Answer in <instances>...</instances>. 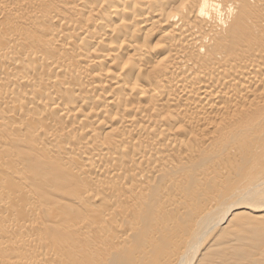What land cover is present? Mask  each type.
<instances>
[{
  "label": "bare ground",
  "instance_id": "6f19581e",
  "mask_svg": "<svg viewBox=\"0 0 264 264\" xmlns=\"http://www.w3.org/2000/svg\"><path fill=\"white\" fill-rule=\"evenodd\" d=\"M41 2L0 0V136L12 132L11 142L27 139L24 147L36 146L32 149L41 151L36 153L41 157H60L64 164L58 158L47 160L62 165L57 167L64 173L76 171L81 191L73 201L85 207L87 215H80L88 217L78 225L67 219L68 227L59 229L70 235L56 229L57 237H43V222L39 225L30 217H36L35 211L23 210L29 218L16 213L22 211L21 201L35 199L33 191L20 189L12 200L0 189V212L9 215L2 218L0 213V239L6 238L0 248L15 254L0 257V264H73L79 248L91 243L92 254L87 250L96 264H225L232 256L231 264H241L235 261L232 238L228 249L234 252L221 248L228 246L227 230L237 218L258 217L255 213L264 211V0H54L58 12L50 7L46 11ZM24 25L35 26L37 33L33 27L34 32H26ZM155 31L162 37L158 48L147 37ZM63 38L69 44L60 43ZM72 39L79 49L71 46ZM98 44L105 46L102 54ZM160 45L166 48L165 56L153 62L150 55L156 51V56ZM81 49L88 52L80 54ZM111 67H117L118 74ZM100 99L102 107L96 106ZM52 115L68 124H52L54 118L43 127ZM29 120L44 125L31 131ZM91 120L110 130L106 137H100ZM222 149H232L233 156L238 149L254 152L245 175L255 178L256 187L247 196L236 193L228 200V189L220 197V191L204 186L228 175V169H202ZM13 150L1 153L0 172L3 163L11 161L16 172L8 170L18 176L29 166ZM54 166L56 182L64 180ZM61 187L60 192H66ZM43 209L53 218L61 214L51 213L49 205ZM49 232L43 230L44 235ZM78 237L86 244L76 242ZM217 240L222 244L215 245ZM251 262L258 263L254 258Z\"/></svg>",
  "mask_w": 264,
  "mask_h": 264
},
{
  "label": "rangeland",
  "instance_id": "374dc122",
  "mask_svg": "<svg viewBox=\"0 0 264 264\" xmlns=\"http://www.w3.org/2000/svg\"><path fill=\"white\" fill-rule=\"evenodd\" d=\"M37 1L39 2V0H34V2L35 3H37ZM41 1H45V0H40V2ZM52 0H49V1H45V2H41L42 3V6L45 4V5H47L46 7H44L43 6V9L44 8H46V11L47 10H49L50 8L52 9V10H55V8H56V11L58 12L60 9V6L58 5V4H56L57 2H54V0L52 1V3H50ZM53 3H54V6H52L53 5ZM40 4V3H39ZM52 4V5H51ZM65 3H63V5H64ZM95 4H96V6H98L97 5V2H95ZM59 6L58 8H57V6ZM50 7V8H49ZM49 8V9H48ZM51 9H50V11H51ZM58 9V10H57ZM102 10H103V8H101ZM101 10V11H102ZM21 12H24V11H21ZM55 12V11H54ZM66 15H68L67 13H66ZM89 14H87V16H88ZM98 16H95V19L97 18ZM25 26V27H24ZM23 26V28H26L25 29V31L27 30L28 31V33H31V31L33 30V29H35L36 30V27L34 26L33 27V25L32 26H27V25H24ZM27 26V27H26ZM31 27H33V29H31ZM31 30V31H30ZM35 30H33V32L35 31ZM26 31V32H27ZM158 32H159V30H157ZM157 31H155V33H153L152 35H154L155 37H153L152 35H150V38H149V36H147L148 37V39H149V41L150 42H152L151 44L153 45V47L154 48H158L157 47V45H159V41H161V40H159L160 39V37H161V32H160V34L159 33H157ZM35 33H37V30L35 31ZM159 34V35H158ZM156 35H158V36H156ZM153 37V39H151L152 37ZM162 38V37H161ZM152 41H151V40ZM62 40V42L60 41V43H63L66 39L65 38H63V39H61ZM73 40V39H72ZM71 40V41H72ZM68 39L66 40V42H64L63 44H69L68 42L70 41H68ZM148 41V43H149V48L151 49V51H152V46H150L151 44H150V42ZM158 41V42H157ZM72 42H74V40L72 41ZM72 42L70 43L71 44V46L73 47V48H75V47H77V49H79V47L78 46H80V45H78V44H76L77 42L75 41L74 42V44L75 45H77V46H73L72 45ZM157 43V44H156ZM100 45V46H99ZM156 46V47H155ZM99 47V48H98ZM104 47V48H103ZM97 48H98V50H97ZM97 48L95 47V49L94 50H97V52H99V54L101 53L102 54V52H104L103 51V49H105V46L102 44H98V46H97ZM100 49H101V52H100ZM164 49H166L165 48V46L164 45H160V48L157 50L158 51V53H156L157 55L156 56H154V53L156 52H154L153 54L151 53V55H150V57H151V59H152V61L154 62V61H156V60H159V59H161V58H163L164 56H165V54L164 53H162V50L164 51ZM82 50V49H81ZM81 50H80V54H84V53H87L88 51H86V50H82V52H81ZM153 50H155V49H153ZM85 51V52H84ZM84 52V53H83ZM96 52V51H95ZM94 52V53H95ZM95 53V54H97V55H95L94 53V55L95 56H98L99 54L98 53ZM125 52H128V51H125ZM130 52V51H129ZM165 52V51H164ZM160 53H161V55H160ZM164 54V55H163ZM85 55V54H84ZM157 57V58H156ZM158 57H159V59H158ZM84 59L86 58V57H83ZM88 58V57H87ZM155 58V59H154ZM92 60V58H90L89 57V60ZM85 60H87V61H89L88 59H85ZM90 60V61H91ZM105 64V63H104ZM103 65V64H102ZM101 65V66H102ZM100 66V65H99ZM99 66H96V67H94V68H102V67H99ZM106 66V64L105 65H103V67H105ZM93 68V69H94ZM112 68V67H111ZM110 68V69H111ZM119 72L120 70H118V68L117 67H113L111 70H113V73L114 74H118L117 73V71ZM115 70V71H114ZM120 74V73H119ZM146 76V75H145ZM90 83V82H89ZM89 86V85H88ZM88 86H87V89H88ZM108 89V88H107ZM94 96H96V95H94ZM134 98V97H133ZM135 98H137L136 96H135ZM132 99V100H135V102L137 101L136 99ZM102 100L104 99V95H103V98H101ZM98 100V101H96V106H100V107H102V105H100V103H101V101L102 100ZM104 101V100H103ZM102 101V103H104ZM134 102V101H133ZM101 103V104H102ZM130 103H132L131 101H130ZM99 104V105H98ZM95 110H97V108L95 107ZM55 118V119H54ZM95 118H96V116H95ZM94 118V116L92 117V119L94 120L95 119ZM98 118V117H97ZM53 120V123L52 124H55L56 122H58L60 125H63V124H66L67 122L66 121H68V120H66V121H64V120H62V119H60V118H58V116H57V118L54 116L53 117V115H52V118H51V116H49V119L48 120H46V122H50V123H46V124H48V126H46V124H45V126H43L42 125V122L41 123H39L38 121H34V120H31V122H30V120L27 122V123H29V129H30V126L32 127L31 128V131H33V129H38V126H39V128L41 127V125L43 126V127H49L50 125H51V122H52V120ZM103 119H105V120H103L104 122H107V123H109L108 122V118H103ZM49 120H51V121H49ZM58 120H62V122H60V121H58ZM93 120H91L92 122H91V124H93L94 123V126L96 125L95 124V122L96 121H93ZM107 120V121H106ZM55 122V123H54ZM65 122V123H64ZM70 122H72V121H70ZM89 122H90V120H89ZM57 123V124H58ZM86 123H88V122H85V124ZM68 124V123H67ZM66 124V125H67ZM110 124V123H109ZM82 124L80 123L79 124V126H81ZM84 125V124H83ZM42 128V127H41ZM96 130L98 129V132L100 131L101 132V136L100 137H106L107 136V132L108 131H110L109 129H107L106 130V128L105 127H99V125L98 126H95L94 127ZM99 128H100V130H99ZM102 130V131H101ZM13 133L12 132H9V131H6L3 135H1L0 136V140H2V145L5 147H3L1 144H0V155H1V153H3V152H5V151H12L13 149V152L15 151V150H17L15 153H17V152H19V154H22L21 155V157L19 158V154H16V155H18V160L19 161H21V162H23L24 164H26V168H27V166H29L28 168H27V172H26V169H25V171L23 172V174L22 173H20V175H18V176H16L14 173L16 172V169H15V167L13 168V164L14 163H12L11 161H6V162H4L3 163V167H5L3 170H2V172H0V189L2 190V188L4 189L2 192H3V194H4V196L5 197H7V198H13V197H16L18 194H19V192H20V189H21V191L22 190H24V188H28V190H30V191H33L32 192V194L34 195L33 197L35 198L34 200H28V201H25V202H23V201H21V204L23 203V205L21 206L22 207V213L20 212V211H17L16 213H19V215H20V217H21V215L24 217V215H23V210H30V211H35V213H36V217L34 216H30L31 218H35V219H33V222H34V220L37 222V224H41V222H43V225H40V226H42L41 228H39V229H42L43 227V229L41 230V232H39V233H42L41 234V236H46V237H48L50 234L51 235H53L54 237H57L58 236V234H59V232L58 231H61L63 228H62V226H64V229H66V227H68L67 226V224H68V221H67V219H70L71 218V220H75L74 221V223H76L77 225H78V223H80V222H78V221H80L81 219L83 220L84 218H86V217H88V216H86V217H84L85 216V214L87 213L86 211L87 210H85V212H84V210L83 209H85V207H82L81 205H78V204H76L74 201H73V197H74V195L75 194H77V192L79 193L81 190H80V181L77 179V175H76V171L75 172H66V173H68L67 175H65L66 173H64L66 170L64 169V172H63V169H62V171H61V169L60 168H58L59 166H62V165H58L57 164V166L55 165L54 166V164H56L57 162H58V160H59V158L60 157H57V156H52V155H49L50 157H52V158H50L49 156H45L46 155V153H45V155L44 154H42L43 156V158L41 157V155L39 156L38 154V152H40L41 153V151H38V150H33L32 149V146H34V145H29L28 147L26 146V147H24L26 144H29L28 142V140L26 139V140H22V141H20V142H11L10 141V138L14 135H12ZM7 136V137H6ZM184 136V135H183ZM185 137V138H184ZM184 137H181L182 138V140L183 139H186V140H184L185 142H186V144H187V141H189V143L190 142H192V143H190V145H189V143H188V146H189V148L190 149H192V150H194V148H196L195 147V145H194V142L191 140V139H189L190 137H186V135L184 136ZM189 140H188V139ZM5 139H6V141H5ZM8 139V140H7ZM24 142H27V143H24V146H23V143ZM6 143H7V145H6ZM12 143V144H11ZM15 143H17V144H15ZM15 144V145H14ZM18 144L19 145H21L22 144V146H18ZM11 145V146H10ZM18 146V147H17ZM31 146V147H30ZM14 147V148H13ZM15 147H17V148H15ZM30 147V148H29ZM27 148H29V149H27ZM34 149H36V146H34L33 147ZM30 149H32L33 151H34V155H31V154H33V152H32V150H31V154L29 153V151H30ZM27 150V151H26ZM198 150V149H197ZM215 150H218V149H214V151ZM219 150H221V149H219ZM223 150V152L221 153V154H219V156L215 153V154H213V156H211V157H213V159L211 160L210 159V161L211 162H213L212 164L213 165H219L218 167L219 168H221V169H219L218 167L217 168H213L212 166L213 165H211V162L210 161H208L207 162V165H206V163L203 165L204 167H202V169L203 170H206V168H208L206 171L207 172H213L212 170H214V172L216 173V171H218V172H222V171H226L227 169V172H228V175H226V179H227V181H225L226 179H222V183L220 182V181H217L216 180V182H207L204 186H208V188L209 189H213V191L214 190H217L218 192L217 193H219V191H220V197H222V196H224V192H226L225 190H229L228 192H226V195H229V199L228 200H230V199H232L233 198V195H236V193H237V195H238V197H245V196H247L248 195V192H250L251 190H253V189H255V187H256V180H255V178L254 177H251V176H246L245 175V173L248 171V169H249V162H251V161H249V157L250 156H253L254 155V152H251L250 150V152L249 151H247L248 149H245L248 153H251V154H248V153H246L244 150H241V149H238L239 151H241V153H239V151H236L237 153H239L240 155H238L237 153H235V156H233V155H231L230 154V152L229 151H231L232 149H222ZM194 151H196V149L194 150ZM23 152H25L26 153V155L23 153ZM229 152V153H228ZM30 155H29V154ZM36 153H38V154H36ZM244 153H246V154H244ZM260 153V152H259ZM225 154H227V155H225ZM229 154H230V156H231V158H230V156H229ZM236 154L238 155V156H236ZM248 154V155H247ZM27 155L29 156V158L30 159H32V161L31 160H29L28 158H27ZM214 155H215V157H214ZM222 155V156H221ZM243 155H245V156H243ZM250 155V156H249ZM35 156L36 157H39V159L38 158H36V160L38 161H36V160H34L35 159ZM44 157H46L45 158V161L43 162V164H40V162L44 159ZM49 157V158H48ZM25 160H27V161H24V159ZM40 158H42L41 160H40ZM55 158H58V160L57 159H55ZM226 158V159H225ZM234 158H235V160H234ZM246 160H245V159ZM252 157H250V160H252L251 159ZM47 159H53L54 161L55 160H57V162H55L54 163V161H53V163L50 161V160H47ZM221 159V160H220ZM229 159V160H228ZM233 159V160H232ZM39 160H40V162H39ZM47 160V161H46ZM214 160H215V162H216V160H217V163H219V164H216L215 162H214ZM223 160V161H222ZM30 161H31V163H30ZM50 161V162H49ZM62 159H60L59 160V163H61V164H64V161H62ZM9 162V163H8ZM45 162H49V164L48 163H45ZM225 162V163H224ZM232 164H231V163ZM245 162V163H244ZM8 163V164H7ZM40 164V166H42V167H40L41 169H39L40 171L42 170V172H47L49 169H51V170H49L48 172H49V174H48V172L46 173H44L45 174V177H47L46 179H45V181H44V174L43 173H41L40 171H38L37 172V167H38V165ZM42 163V162H41ZM52 163V166H49L50 164ZM193 163V162H192ZM209 163V164H208ZM221 163H222V165L224 166V167H222V165H221ZM36 164H38V165H36ZM44 164H48L46 167H44L43 168V166H44ZM191 164V163H190ZM197 164V163H196ZM199 164V163H198ZM225 164V165H224ZM247 164V165H246ZM7 165V166H6ZM234 165V166H233ZM9 166V167H8ZM12 166V167H11ZM15 166V165H14ZM34 166L36 167V170H35V168H34ZM57 167L58 168V170H59V172L61 171L62 173H64V174H62L61 172H60V174H62V176H63V178L62 179H64L65 180V178H67L65 181L64 180H59V181H57L56 182V180H55V177L56 178H58V176H57V174H53V172H52V167ZM221 166V167H220ZM228 166H230V167H228ZM237 168H236V167ZM8 167V168H7ZM11 167V168H10ZM31 167H33L34 168V170L33 171H35V173L37 172V177H35V178H37V180L36 179H32V178H34V175H35V173H33V171H31ZM47 167H50V168H47ZM211 167V168H210ZM57 168H56V171H54V173H57ZM61 168H64L63 166L61 167ZM229 168H231V169H229ZM239 168V169H238ZM8 169H10V170H15V172L13 173L12 171V173L10 172V170H8ZM235 169V170H234ZM242 169V170H241ZM28 170H30L29 172H32L31 174H29V172H28ZM45 170V171H44ZM211 170V171H210ZM230 170V171H229ZM0 171H1V169H0ZM7 172V173H6ZM59 172H58V174H59ZM227 172H226V174H227ZM4 173V174H3ZM24 173H25V178H22V177H24ZM69 173H70V175H71V177H70V175H69ZM34 174V175H33ZM40 174V175H39ZM47 174V175H46ZM2 175V176H1ZM21 175H23L22 177H21ZM28 175V176H27ZM42 175V176H41ZM68 175H69V177L71 178H68ZM20 176V177H19ZM39 176L40 177H42V178H39ZM72 176H75L74 178H76V179H74V178H72ZM27 177V178H26ZM50 177V178H49ZM41 179L42 180V182H41V180H40V183H39V180ZM47 179H52L53 181L55 180V183H54V185H52V180H47ZM70 180V181H69ZM223 180H224V182H223ZM3 181V182H2ZM37 181H38V183H37ZM213 181H215V180H213ZM49 184H47V183ZM76 182V183H75ZM41 183H42V185H41ZM51 183V184H50ZM73 185V186H70L71 184ZM212 183H214L215 185H217V186H215V185H213L212 186ZM218 183V184H217ZM228 183H229V188H227L228 187ZM22 184V185H21ZM56 184V185H55ZM58 184H60L59 186L62 188V190L63 189H67L66 190V192H64V193H61L60 192V187L58 186ZM61 184H63V185H61ZM65 184V185H64ZM68 184H70V185H68ZM223 186H222V185ZM5 185H7L8 186V188H7V186H5ZM52 185V186H51ZM68 185V186H67ZM79 185V186H78ZM3 186V187H2ZM23 186V187H22ZM46 188H45V187ZM50 188H49V187ZM55 188H54V187ZM58 186V187H57ZM77 187V189L75 188V187ZM210 186V187H209ZM4 187H6V188H4ZM44 187V188H43ZM48 187V188H47ZM65 187V188H64ZM212 187V188H211ZM215 187H217V189L215 188ZM218 187H219V189H218ZM225 188V189H222V188ZM53 188V189H52ZM69 188V189H68ZM70 188H71V192L73 191L74 192V190L76 189L77 191H76V193H71L69 190H70ZM205 188V187H204ZM207 188V187H206ZM215 188V189H214ZM6 189H8V191H6ZM32 189V190H31ZM55 189H57V190H55ZM73 189V190H72ZM208 189V190H209ZM61 190V191H62ZM221 190L223 191V192H221ZM64 191V190H63ZM17 193V194H16ZM68 193V194H67ZM71 193V195H73V196H71V197H69V194ZM15 194H16V196H15ZM221 194H223V195H221ZM9 197H8V196ZM43 195V196H42ZM68 195V196H67ZM38 196V197H37ZM17 198V197H16ZM16 198H13L12 200H16ZM70 198H72V199H70ZM41 199V200H40ZM70 199V200H69ZM199 200V201H198ZM198 200H196L195 202H194V205H196L198 202H199V204H202L200 201H201V199H198ZM11 201V200H10ZM71 201V202H70ZM72 201H73V203H72ZM198 201V202H197ZM13 202H15V201H12V204H13ZM17 202V201H16ZM19 203H20V200H19ZM46 203V204H45ZM71 203V205L72 206H68L69 204ZM100 201H98L97 202V204L98 205H100ZM196 203V204H195ZM25 204H26V208H25ZM41 205H43V206H41ZM46 205H49V208H50V212L51 213H54V214H56V212L57 213H60L61 212V214H59V217L61 216V218H60V220H59V217L58 218H53V214H51L50 215V213H48V212H45L44 211V209H43V207H46ZM193 205V206H194ZM31 206H32V209H31ZM33 206L36 208H33ZM27 207H30L29 209L27 208ZM55 207V208H54ZM25 208V209H24ZM41 208V209H40ZM52 208V209H51ZM73 208H75V209H73ZM77 208H79V209H77ZM34 209V210H33ZM53 209H55V210H53ZM68 209H69V213H68ZM73 209V210H72ZM75 210V212H73ZM78 210H80L79 212H78ZM38 211H40L41 213H38ZM54 211V212H53ZM66 211H67V216H66ZM70 211H71V213H72V215L70 214ZM65 212V213H64ZM76 212H77V215H76ZM0 213H2V212H0ZM73 213L75 214V215H73ZM78 213H79V215H78ZM25 214V213H24ZM65 214V215H64ZM80 214H83L82 216L80 215ZM256 215H259L258 217H249V216H245V217H241V218H237L233 223H232V225H231V229H228L227 231H229V232H227V234H229L230 236H228L226 233H224V235H227L228 236V238H226V239H228V241L226 240V242H227V245L228 246H225V244L226 243H224V247H222L221 249L224 251V252H227V253H229L230 251H232L234 248V250L236 251V255H238V260H235V261H240L241 262V264H252V262H251V260L254 258V259H256V261L258 262L257 264H264V244H263V246L262 245H260L261 243H264V231H262V229L264 230V211L263 212H261V213H255ZM2 215L3 216H1L2 218H7V216H5V215H8V214H3L2 213ZM30 215H32V214H30ZM87 215V214H86ZM89 215V214H88ZM9 216V215H8ZM16 216H18V214L16 215ZM25 216L26 217H24V218H29V215H26L25 214ZM50 216H52V217H50ZM63 216V217H62ZM65 216V217H64ZM69 216H71V217H69ZM77 216L79 217V218H77ZM0 217V218H1ZM46 217V218H45ZM67 217V218H66ZM76 217V218H75ZM22 218V217H21ZM51 219V222H50V219ZM75 218V219H74ZM55 219V220H54ZM56 219H58V221L56 220ZM77 219V220H76ZM79 219V220H78ZM6 220V219H5ZM70 220V221H71ZM2 221H4V219H2ZM56 221H57V223H56ZM0 222H1V219H0ZM35 222V223H36ZM54 222V223H53ZM72 222V221H71ZM82 222V221H81ZM53 223V224H52ZM61 223V224H60ZM74 223H71V225L73 224V225H75ZM70 224V223H69ZM68 224V225H69ZM62 225V226H61ZM240 227H239V226ZM50 228H49V227ZM60 226V227H59ZM47 227V228H46ZM57 227V228H56ZM59 228H62V229H59ZM229 228V227H228ZM260 228H261V230H260ZM56 229H59L58 231L56 230ZM43 230H44V234H47V230L48 231H50L51 230V232L52 233H48V235H44L43 234ZM57 233H56V232ZM63 232L65 231V230H62ZM224 232H226V230L224 231ZM39 233H37V234H39ZM56 234V235H55ZM60 234H63L62 232H60ZM64 234L65 235H70V233L69 232H64ZM50 237H52V236H49L48 238H50ZM54 237H52V238H54ZM95 237H97L98 239H99V237L98 236H95L94 235V239H95ZM78 238H80V237H78ZM78 238H76V242H79V243H81V244H83V242L85 243V240L83 239H79V240H81V241H78ZM96 238V239H97ZM229 238H230V240H231V238H232V240L231 241H233V243H231L232 245H237L236 247H232L231 249H228V248H230L232 245L230 244V243H228L229 242ZM256 240H255V239ZM5 240L4 238H1L0 240ZM20 239V238H19ZM234 239H235V241H234ZM241 240L242 241V243H240V242H236V240L237 241H239V240ZM258 239H260L259 241H258ZM7 240H12V241H14V239H10V238H7ZM15 240H18V238L17 239H15ZM224 241V240H223ZM256 241V242H255ZM222 242V240L221 241H216V243H215V245H220V244H222L221 243ZM260 244H259V243ZM79 243H77L78 244V247H80L81 245H79ZM238 243V244H237ZM240 243V244H239ZM86 244V243H85ZM91 244H93V243H91ZM90 244V246H89V248L88 247H86L85 248V246L87 245H84V247H80L79 248V251H80V253L78 252L77 253V255L75 256V259L72 261L73 262V264H78V263H80V264H82V262H83V264H87V259L89 260V261H91V262H89V264L91 263V264H96V259H94L93 257H91V255H89L88 254V252H89V250H90V252H91V254H92V245ZM257 244H259V246H261V247H259ZM229 245H230V247H229ZM240 245V246H239ZM109 245H106V246H104L105 248H107ZM239 246V247H238ZM257 248H259V249H257ZM87 248L89 249V250H87ZM109 248V247H108ZM224 248H225V250H224ZM237 248V249H236ZM4 248H0V257L2 258V256H3V258H6V257H4V256H6L7 255V258L9 257V258H11V255H12V257L14 256L15 257V254L14 253H11L12 252V250H9V249H7V251L9 250L10 252H1V250H3ZM83 249V250H82ZM85 249L87 250V251H85ZM214 249H216V248H214ZM229 250V251H226V250ZM5 250V249H4ZM82 250V251H81ZM234 250H233V252H234ZM6 251V250H5ZM85 251V252H84ZM103 251H105V250H103ZM261 251V253L259 254V252ZM85 254H84V253ZM216 252V251H215ZM214 251H213V253H215ZM218 252H220V250H217V253ZM4 253H6V254H4ZM9 254V256H8V254ZM231 253V252H230ZM82 255V256H81ZM217 255V254H216ZM78 256H80V257H78ZM90 257V259H89V257ZM228 257H230V256H228ZM233 257V256H232ZM232 257L231 258H229L230 260L229 261H227L225 264H231L232 262H234L233 260H232ZM2 258V259H3ZM78 258V259H77ZM80 258H82V260L80 259ZM17 258H15V260H16ZM86 259V260H85ZM151 259V260H150ZM152 259H153V256L151 257V258H149V260L150 261H152ZM241 259V260H240ZM95 263H94V262ZM239 262V263H240ZM145 263H153V262H148L147 260L145 261ZM53 264V263H52Z\"/></svg>",
  "mask_w": 264,
  "mask_h": 264
}]
</instances>
